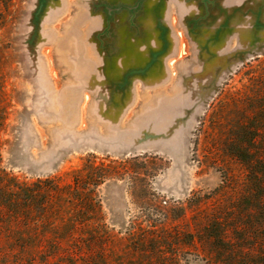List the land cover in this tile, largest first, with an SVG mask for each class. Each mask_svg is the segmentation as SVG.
I'll return each mask as SVG.
<instances>
[{"label": "rangeland", "instance_id": "obj_1", "mask_svg": "<svg viewBox=\"0 0 264 264\" xmlns=\"http://www.w3.org/2000/svg\"><path fill=\"white\" fill-rule=\"evenodd\" d=\"M239 153L263 167L264 0H0V195L113 168L95 188L112 235L97 264H204L206 245L182 247L199 220L264 183ZM50 201L40 234L70 215ZM78 255L51 264L95 263Z\"/></svg>", "mask_w": 264, "mask_h": 264}, {"label": "trees", "instance_id": "obj_2", "mask_svg": "<svg viewBox=\"0 0 264 264\" xmlns=\"http://www.w3.org/2000/svg\"><path fill=\"white\" fill-rule=\"evenodd\" d=\"M242 150L249 151V147H243ZM235 156L250 175H264V165L260 166L259 158L249 156L247 153H239ZM253 164H257L258 168H251ZM107 169L114 170L103 165L88 164L72 172L70 184H61L59 179H52V185L46 191L30 188L15 191L10 195L8 193V197L0 195V218L3 219L1 210L7 208L10 211V218L6 228L17 230L6 233L5 223L0 219V264H51L53 261L65 260L67 257L73 263H77L80 260L78 252L84 247L89 251L90 260L95 262L91 264H97L96 244H101L98 248L102 252L106 250L112 239L107 225L102 223L101 203L95 192L96 187L106 179H111L106 177L109 173ZM252 185L254 187L252 190L256 189L257 192L254 199H250V195L245 192L237 201L235 199L227 205L222 203L215 205L199 220L198 225L203 226L204 230L201 233L189 234L188 243L182 241V247H193L198 241V244L209 248L199 252L201 254L198 255L200 260L198 262L264 264V193L262 192L264 183L261 184L260 180L255 178ZM25 186L26 184H23L22 187ZM46 197L48 199L51 197L50 202H54V212L61 210L55 209L57 204L59 208L65 209L64 212L67 210L70 214L59 234L49 232L40 234L33 230L36 229L39 218L48 206ZM81 212H84L83 217L78 216ZM47 214V220L51 219L53 222L62 216V214L53 216L50 211ZM227 214L230 217H227ZM22 221L29 223L31 233L19 232L22 230L19 227ZM135 233L134 231L129 233L130 241L134 239ZM79 238H86L88 243H81ZM143 241L144 239L141 242ZM111 242L113 248H116L115 242ZM44 246L50 249L42 250ZM102 260L104 263L110 262L107 259Z\"/></svg>", "mask_w": 264, "mask_h": 264}, {"label": "crops", "instance_id": "obj_3", "mask_svg": "<svg viewBox=\"0 0 264 264\" xmlns=\"http://www.w3.org/2000/svg\"><path fill=\"white\" fill-rule=\"evenodd\" d=\"M242 1L243 0H224V5L226 7H231V6H235V5L240 4ZM83 24L87 25L88 31H90V32L91 31H99L103 27L104 21L101 17H90L88 20L84 19ZM77 26H78V24H77Z\"/></svg>", "mask_w": 264, "mask_h": 264}]
</instances>
